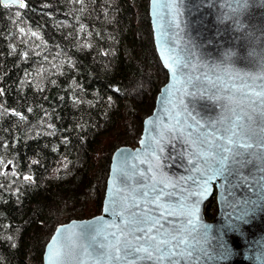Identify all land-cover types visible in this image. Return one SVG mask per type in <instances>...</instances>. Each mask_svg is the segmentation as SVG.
<instances>
[{
  "label": "trees",
  "instance_id": "1",
  "mask_svg": "<svg viewBox=\"0 0 264 264\" xmlns=\"http://www.w3.org/2000/svg\"><path fill=\"white\" fill-rule=\"evenodd\" d=\"M25 3L29 8L0 6V102L27 118L0 117L7 142L0 155L13 161L19 176H0L11 185L0 190V264H42L58 224L100 212L111 154L138 143L167 78L153 42L149 0H84V11L75 0ZM16 11L19 18L11 14ZM16 25L37 36L28 33V44L20 43ZM85 42L91 47H82ZM35 45L51 63L41 64L30 51ZM22 50L29 51L27 61ZM25 72L30 75L22 84ZM212 201L205 204L207 215Z\"/></svg>",
  "mask_w": 264,
  "mask_h": 264
},
{
  "label": "snow or ice",
  "instance_id": "2",
  "mask_svg": "<svg viewBox=\"0 0 264 264\" xmlns=\"http://www.w3.org/2000/svg\"><path fill=\"white\" fill-rule=\"evenodd\" d=\"M75 2L81 4L80 11H84V0ZM236 2L247 7L249 0ZM0 6L5 9L29 8L25 0H0ZM151 6L158 31L165 29L171 33L169 42L175 38L179 44L181 34L188 27L184 20L186 0H151ZM198 12V7L192 10L193 15ZM11 14L15 18L21 15L19 11ZM23 23L20 20V24ZM16 26L18 33L15 35L22 44H28V33L31 37L37 36L30 28L26 33L25 27ZM81 31H84V25H81ZM40 47L35 45L30 51L41 57L42 65L51 63L42 50H35ZM82 47L91 45L85 42ZM197 47L191 39L183 41L180 49L183 55L172 58V64L178 67H172L169 58H165V65L172 68L174 83L165 86L161 113L155 121H148L152 127L147 142L141 141L143 150L132 158L138 162H126L120 173L122 188L115 194L109 193V202L103 211L111 216V220L99 217L88 226L87 235L92 241L88 247L92 251L83 245L78 247L72 238H66L63 253L53 252L57 243L53 237L48 246L49 264H83V258L93 255L101 264H202L204 259L215 258L210 248L219 258L231 255L229 241L224 237L228 228L235 229L237 225H227L223 235L211 236V226L203 222L199 209L212 195V186L217 181H221L217 185L220 199L226 208L232 209L229 217L236 213L239 222L245 220L248 209L237 213V208L257 202L248 192H254L264 200V151L259 150L264 144V77L236 75L227 67L230 56L226 55L221 63L206 61L198 56ZM19 55L27 61L29 51L22 50ZM164 55L162 51L161 56ZM29 75L25 72L22 84L28 82ZM176 81H182L179 87ZM173 90L175 94L170 95ZM4 91L0 88V96ZM186 96L215 101L213 107L220 111L216 116H203L195 106L189 108L184 99ZM76 103H79L78 99ZM26 110L33 111L31 106ZM8 114L20 121L27 119L22 112L10 111L0 102V117ZM255 124L260 125L259 131ZM47 127L54 126L47 124ZM47 134L54 135L55 131ZM64 142L69 141L65 138ZM253 142L257 145L255 149ZM6 143L0 136V149L5 148ZM31 163L38 164L39 161L32 160ZM10 165L11 171H6ZM173 168L181 171H171ZM15 169L12 160L5 161L0 155V176L10 174L19 178ZM245 169H248L247 174ZM31 179L29 175L23 176L24 181L31 182ZM6 187L11 185L0 183V190ZM241 190L243 199L238 194ZM8 239L11 241L12 236Z\"/></svg>",
  "mask_w": 264,
  "mask_h": 264
},
{
  "label": "water",
  "instance_id": "3",
  "mask_svg": "<svg viewBox=\"0 0 264 264\" xmlns=\"http://www.w3.org/2000/svg\"><path fill=\"white\" fill-rule=\"evenodd\" d=\"M186 6L184 20L187 22L188 27L181 34V41L177 44L175 38H172V42H169L171 33L165 32L163 28L158 31L155 22L156 17L153 16L151 0H149V19L153 42L158 58L167 72L166 81L156 94L151 113L143 119L138 143L134 146L120 145L112 152L100 212L91 217L73 218L58 224L44 246L42 264H49L50 252L48 246L52 244L53 237L57 241L53 252L63 253V241L66 238H72L78 247L81 245L88 247L92 243L87 235L90 231L88 226L99 217H103L108 221L111 220V216L103 211L108 205L109 193L115 194V191L122 188L120 173L125 169L126 162L132 164L138 162L132 158L143 150L144 144L141 141L147 142L149 129L152 127L148 121H155L157 115L161 113L165 86L174 83L172 68L166 66L164 60L169 58V64H172V58L182 56L183 53L180 49L183 47L184 40L191 39L198 46L195 49L198 56L203 57L206 61L221 63L226 55L230 56L227 67L231 68L236 75L257 77L258 79L264 77V0H249L247 7L238 5L236 0H186ZM197 7L199 12L193 15L192 10ZM198 21H202V23ZM209 40H211V43H209ZM162 51L165 53L164 56H161ZM172 67L178 66L172 64ZM175 83L179 87L182 81H176ZM174 94L175 90L170 93V95ZM184 99L190 109L195 106L196 111L203 116H216L220 111L219 108L213 107L215 101L207 98H196L194 100L193 97L186 96ZM164 103H167V101H164ZM164 123H167V120ZM254 127L259 131L260 125L255 124ZM253 148H257L255 142H253ZM259 150L264 151V144L259 146ZM171 171L181 170L173 168ZM247 173L248 169H245V174ZM219 183L221 181H217L212 186V195L201 204L199 215L205 224L211 226L209 230L211 236L223 235L227 225H237V227L235 229L228 228L227 235L224 237L229 241L231 255L227 258H219L213 248H210L209 251L215 258L212 260L204 259L202 264H264V200H260L254 192H248L251 199L257 202L255 205L245 204L237 208V213L242 212L245 208L248 209L245 220L239 222L236 220V213L229 217L228 213L232 212V209L226 208L224 202L220 199V192L217 187ZM238 194L243 199V190ZM213 197H215L217 203V212L209 219L205 213V204ZM97 240H102V237H97ZM88 251L91 252L92 248L88 247ZM83 264H101V262H98L95 255H93L83 258Z\"/></svg>",
  "mask_w": 264,
  "mask_h": 264
},
{
  "label": "rangeland",
  "instance_id": "4",
  "mask_svg": "<svg viewBox=\"0 0 264 264\" xmlns=\"http://www.w3.org/2000/svg\"><path fill=\"white\" fill-rule=\"evenodd\" d=\"M151 113V112H150ZM147 116V115H146ZM121 145H130V144H121ZM120 146V145H119ZM132 146V145H131ZM108 166H109V163L107 164ZM213 203H212V210H214L213 211V214H211V215H207L206 214V216H207V218H209V219H211L214 215H215V213L217 212V203H216V200H215V197H213V201H212Z\"/></svg>",
  "mask_w": 264,
  "mask_h": 264
}]
</instances>
